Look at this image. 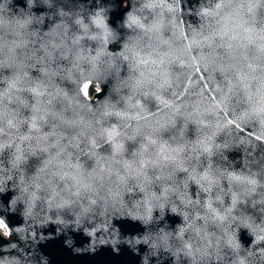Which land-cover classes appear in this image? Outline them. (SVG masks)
<instances>
[{
	"label": "clouds",
	"instance_id": "9594fccd",
	"mask_svg": "<svg viewBox=\"0 0 264 264\" xmlns=\"http://www.w3.org/2000/svg\"><path fill=\"white\" fill-rule=\"evenodd\" d=\"M61 238L264 264V0H0V264Z\"/></svg>",
	"mask_w": 264,
	"mask_h": 264
},
{
	"label": "water",
	"instance_id": "95a60500",
	"mask_svg": "<svg viewBox=\"0 0 264 264\" xmlns=\"http://www.w3.org/2000/svg\"><path fill=\"white\" fill-rule=\"evenodd\" d=\"M7 199V198H5ZM173 224L178 223V218L169 217ZM9 222L12 225L21 223L17 217L10 216ZM119 223V222H118ZM120 227L124 233H135L143 231L139 225H133L130 222L120 223ZM77 244L82 245L86 242V238L82 235L75 237ZM247 242V241H246ZM145 249L142 247L141 252ZM44 251L50 255L54 264H138L139 257L133 256L132 253L125 247L122 248L121 255L116 256L110 248L102 249L96 255L74 256L69 249L63 246V239L49 242L44 248Z\"/></svg>",
	"mask_w": 264,
	"mask_h": 264
}]
</instances>
